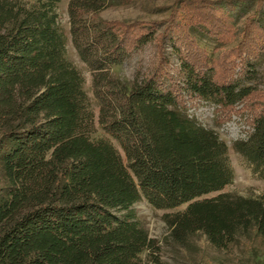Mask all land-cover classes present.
Here are the masks:
<instances>
[{
    "label": "trees",
    "instance_id": "1",
    "mask_svg": "<svg viewBox=\"0 0 264 264\" xmlns=\"http://www.w3.org/2000/svg\"><path fill=\"white\" fill-rule=\"evenodd\" d=\"M60 1L0 0V264H148L144 250L159 263L157 240L131 207L142 195L157 207L186 204L162 215L175 244L201 231L216 247L245 237L264 252V199L207 195L234 172L225 140L187 110L193 99L252 105L250 130L232 146L264 178V91L242 81L264 55V0H174L165 18L130 22L97 13L136 0L68 1L71 40L90 68L155 47L148 70L124 90L128 164L108 137L92 135ZM201 39L220 51L230 44L227 62Z\"/></svg>",
    "mask_w": 264,
    "mask_h": 264
},
{
    "label": "rangeland",
    "instance_id": "2",
    "mask_svg": "<svg viewBox=\"0 0 264 264\" xmlns=\"http://www.w3.org/2000/svg\"><path fill=\"white\" fill-rule=\"evenodd\" d=\"M27 7L37 3V0H19ZM69 0H61L55 5L58 24L66 36V53L83 76V87L88 95L90 106L94 114L93 136H106L119 149L123 160L128 164L125 147L132 142L133 133L127 123V103L125 89H128L136 76L146 72L155 52L152 43L132 50L119 64H108L96 70L83 61L73 45L67 11ZM174 0H136L104 7L97 14L105 20H120L130 22L139 20H160L167 16L168 10L162 7L171 5ZM199 43L212 51L214 56L224 57L227 62V52H223L229 45H224L222 51L213 49L210 40H198ZM233 43V42H231ZM175 60V59H174ZM254 65L253 71L243 77V83L253 84L264 91V55ZM222 62V61H221ZM220 62V63H221ZM222 64V63H221ZM223 64V66H224ZM222 66V67H223ZM188 112L207 127L216 129L219 136L227 144L229 162L234 176L230 183L222 189L212 191L207 195L219 191H231L243 195L259 196L264 199V178L254 169L244 156L237 152L232 142L238 138H245L250 130L248 118L250 106L243 102L236 103L232 109L217 108L212 101L193 99L187 102ZM133 178L137 180L134 171L129 168ZM5 176L0 170V186L5 184ZM185 203L173 207H157L142 195L131 207L136 216L145 224L149 235L157 240L159 249L155 252L159 263L152 260V255L144 250L141 257L148 264H264V252H261L256 239L242 237L238 242L230 243L226 247L212 245L201 231L190 237L187 246L175 244L168 238L169 228L162 215L167 211L183 209Z\"/></svg>",
    "mask_w": 264,
    "mask_h": 264
}]
</instances>
